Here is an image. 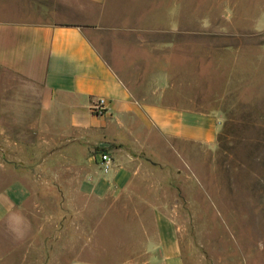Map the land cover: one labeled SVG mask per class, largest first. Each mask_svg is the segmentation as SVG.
<instances>
[{"label":"rangeland","instance_id":"374dc122","mask_svg":"<svg viewBox=\"0 0 264 264\" xmlns=\"http://www.w3.org/2000/svg\"><path fill=\"white\" fill-rule=\"evenodd\" d=\"M173 1L179 6L173 25L118 26L96 44L142 101L217 120L215 142L175 143L172 165L168 153L163 174L149 172L157 182H172L151 190L172 198L162 208L171 215L185 264H264V0ZM166 16L159 10L157 21ZM12 158L0 137V193L22 177ZM59 172L69 177V171ZM28 188L33 196L24 208L40 212L32 220L45 233L8 246L2 233L0 264H66L74 258L105 264V199L77 185ZM108 206L114 209L109 220L122 229L114 236L123 242L147 240L145 230L155 229L154 215L141 218L145 227L128 217L127 203ZM139 207L146 216L145 204ZM58 226L67 229L54 245L59 234L50 230Z\"/></svg>","mask_w":264,"mask_h":264},{"label":"crops","instance_id":"0c3cea01","mask_svg":"<svg viewBox=\"0 0 264 264\" xmlns=\"http://www.w3.org/2000/svg\"><path fill=\"white\" fill-rule=\"evenodd\" d=\"M161 2L0 0V78L6 76L0 137H5L14 171L22 174L0 193V242L2 233L7 246L30 243L31 235L45 233L32 220L40 212L24 208L33 196L29 186L70 184L105 199V264H185L171 215L162 208L172 198L151 190H163L172 182H157L149 172L163 174L168 153L172 165L175 143L215 142L217 120L202 112L142 101L96 44L105 42V35L118 26L173 25L178 3ZM159 10L167 13L165 22L157 21ZM99 98L106 100L107 108L101 116L91 109ZM99 149L113 155L109 173H103L93 156ZM61 170L69 171V177ZM108 202L127 203L128 217L140 219L145 227L141 218L154 215L155 229L145 230L147 240L126 243L116 238L122 229L109 220L114 209ZM139 204H145L146 216ZM63 229L67 227L50 230L59 234L54 245L60 244ZM66 264L100 263L74 258Z\"/></svg>","mask_w":264,"mask_h":264},{"label":"built area","instance_id":"2783aa9c","mask_svg":"<svg viewBox=\"0 0 264 264\" xmlns=\"http://www.w3.org/2000/svg\"><path fill=\"white\" fill-rule=\"evenodd\" d=\"M94 114L101 116L107 112L106 100L104 98L97 99L91 107ZM96 162L100 165L103 173H109L114 164V158L110 150L99 149L95 154Z\"/></svg>","mask_w":264,"mask_h":264}]
</instances>
